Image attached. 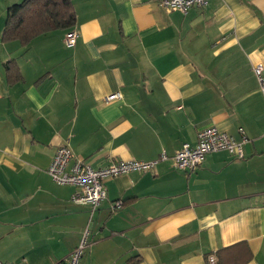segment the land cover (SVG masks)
<instances>
[{"label": "crops", "instance_id": "obj_1", "mask_svg": "<svg viewBox=\"0 0 264 264\" xmlns=\"http://www.w3.org/2000/svg\"><path fill=\"white\" fill-rule=\"evenodd\" d=\"M78 33L0 42V261L65 264H264V0H209L186 15L159 0H70ZM0 0V36L8 6ZM14 61L20 79L8 84ZM120 93L118 101L104 98ZM215 127L247 141L192 172L158 161L104 181L91 213L47 168L67 145L92 169L157 161ZM123 206L113 210V203ZM227 249V250H225ZM258 259H261L259 261Z\"/></svg>", "mask_w": 264, "mask_h": 264}, {"label": "built area", "instance_id": "obj_2", "mask_svg": "<svg viewBox=\"0 0 264 264\" xmlns=\"http://www.w3.org/2000/svg\"><path fill=\"white\" fill-rule=\"evenodd\" d=\"M209 0H159V5L166 12L177 11L186 15L191 9L202 8ZM65 35V45L72 48L75 45L78 33L74 30ZM261 92L264 94V81L261 77L262 66L253 68ZM122 98L120 93H112L104 98L105 103L118 101ZM241 141L231 140L226 133L220 132L215 127L201 130L197 133L194 146L184 143L173 156L169 157L161 152L157 161H117L100 168L92 169L81 159H77L67 145L60 146L47 168L51 181L60 186L69 185L75 188L71 201L77 205H89L91 213L106 199L107 192L104 181L129 173H145L152 170L158 161L171 160L173 168L179 171L192 172L202 164L206 155L217 152H227L233 159L244 158L243 144L247 141L244 131L239 130ZM123 206L122 201L113 203V210ZM88 232L86 231L76 248L65 260V264H79L83 251L88 246ZM0 264H11L3 263Z\"/></svg>", "mask_w": 264, "mask_h": 264}, {"label": "trees", "instance_id": "obj_3", "mask_svg": "<svg viewBox=\"0 0 264 264\" xmlns=\"http://www.w3.org/2000/svg\"><path fill=\"white\" fill-rule=\"evenodd\" d=\"M4 24L0 42H18L26 47L44 34L72 31L76 25V13L70 0H20L7 7ZM6 64L7 82L13 84L20 79L19 72L14 61ZM239 255L242 256L229 255V260L221 259L220 264H241L248 258L247 251Z\"/></svg>", "mask_w": 264, "mask_h": 264}, {"label": "rangeland", "instance_id": "obj_4", "mask_svg": "<svg viewBox=\"0 0 264 264\" xmlns=\"http://www.w3.org/2000/svg\"><path fill=\"white\" fill-rule=\"evenodd\" d=\"M259 261H261V259H258Z\"/></svg>", "mask_w": 264, "mask_h": 264}]
</instances>
